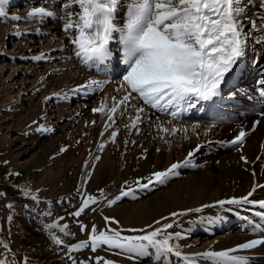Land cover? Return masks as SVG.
<instances>
[{"label":"rangeland","instance_id":"374dc122","mask_svg":"<svg viewBox=\"0 0 264 264\" xmlns=\"http://www.w3.org/2000/svg\"><path fill=\"white\" fill-rule=\"evenodd\" d=\"M63 2L19 0L4 8L7 15L0 17V260L6 261V264H97V258H101L99 264H104L105 260L112 264H153L152 257L132 260L117 254L116 249L100 248L93 252L88 247L69 251L71 246L89 241L94 225L97 234L112 229L120 231L123 236L145 234L128 229L151 232L163 226L155 223L151 227L123 228L118 223L106 224L105 217L116 221L108 213L114 206V203L109 206V202L117 203L124 197L122 193L133 189L135 175L130 176L131 183L120 184L121 177L104 187L94 184L92 170L83 181L80 179L81 167L87 156H92L94 152L104 154L107 145L114 148L115 141L124 137L141 103L138 96L132 94L129 101L122 104L120 116L111 118L112 109H117L127 95L125 88L121 87L126 66L120 63L118 55L107 63L108 68L104 65H85L75 56L74 46L62 31L64 20L59 19L66 16V12L61 10ZM244 3L248 17L256 19L258 15H264L260 0H244ZM35 7H46L55 13L56 18L42 22L27 20L25 15ZM123 14L122 9L119 13L121 23ZM15 16L21 17V20H14ZM245 23L246 28H250ZM253 48L257 51L253 52ZM242 66V71L257 80L261 79L264 49L250 44ZM116 68H119L118 73ZM93 80L102 82L101 87L91 85ZM256 97L243 98V102L234 107L225 104V111L218 112L217 119L215 116L202 117L201 111H197V116L169 118L173 120L174 127L184 122L203 126L211 124L213 128L238 123L236 127L240 129L253 111L264 108V98ZM101 106H104L106 114L103 119L100 117L103 111H93ZM145 106L150 107L143 104L142 108ZM189 130L184 128V131ZM211 130L207 135L199 132L195 136L196 141L208 142L222 135ZM179 135L180 132L176 136ZM59 141L64 144L63 151L58 148ZM83 151H87L85 156ZM71 154H74L72 159ZM75 168L76 175L71 186L64 188L58 178L70 174ZM88 197L96 202L90 203L79 217L74 216L73 213ZM180 218L171 223L174 231L189 219L188 216ZM53 224L57 227H46ZM64 225L67 228L61 232L60 228ZM81 225L85 226L83 232ZM168 233L169 229L162 232L160 238ZM212 237L202 235L197 243L188 246L194 253H183L186 256L200 254L205 248L202 251L199 247ZM54 238L61 239L62 243L56 244ZM170 257L165 264H170ZM203 263L209 264L207 260L198 258V264Z\"/></svg>","mask_w":264,"mask_h":264},{"label":"snow or ice","instance_id":"6c2138e0","mask_svg":"<svg viewBox=\"0 0 264 264\" xmlns=\"http://www.w3.org/2000/svg\"><path fill=\"white\" fill-rule=\"evenodd\" d=\"M6 2L0 0V17L7 15L4 10ZM260 6L264 12V0H260ZM74 8L78 10L73 11ZM122 9L123 23L119 16ZM61 10L66 12V16L59 17L64 20L62 31L74 46L75 56L85 65L107 67V63L118 55L120 63L126 66L121 87L125 88L127 95L120 104H126L129 97L136 94L145 105L173 119H179L193 109L199 112L204 111L205 106L215 107L222 100L224 89L237 79L249 45H260L264 49V15H258L256 19L248 17L244 0H64ZM36 18L42 22L45 18L56 17L46 7H35L26 19ZM13 19L19 21L21 17L15 16ZM245 22L250 25L247 30ZM256 51L253 48V52ZM90 84L100 88L102 82L93 80ZM257 84L260 86L259 94L264 98V73ZM234 95L231 93L230 97ZM93 111H103V106ZM115 111L116 108H113L112 112ZM142 112L144 108L137 109L136 121L141 120L139 113ZM136 121H133V127ZM171 131L174 134L178 129ZM245 135L241 131L233 143L242 142ZM192 155V152L188 153L189 158ZM189 163L188 159L184 162L185 166ZM178 167L179 164H173L167 172L154 173L155 182L163 183L169 174H175ZM152 183L149 180L142 187L147 188ZM251 195L250 192L248 196ZM248 196L239 200H221L217 204L223 207L225 204L258 203L264 209V201H250ZM95 202L94 198L88 197L73 215L79 217L90 203ZM113 203L115 201H110L109 206ZM177 215L180 214H172L174 217ZM257 215L264 217V213ZM104 219L106 224L118 223L109 217ZM80 227L83 232L85 226ZM66 228L67 225H64L60 231L64 232ZM169 228H172V224L151 232L128 229L145 234L123 236L120 231L112 229L97 234L94 225L89 241L73 245L69 251L88 247L93 252L100 248L116 249L117 254L132 260L152 257L153 264H165L169 256H175L181 264H198V258L210 264H250L247 257L236 253L264 244V238L253 239L234 249L186 256L178 243H172L183 238L181 233H168L160 238L161 233ZM54 242L61 244L62 240L54 238ZM100 259L97 258V264ZM0 264H6V261L0 260ZM104 264L112 262L105 260Z\"/></svg>","mask_w":264,"mask_h":264},{"label":"bare ground","instance_id":"6f19581e","mask_svg":"<svg viewBox=\"0 0 264 264\" xmlns=\"http://www.w3.org/2000/svg\"><path fill=\"white\" fill-rule=\"evenodd\" d=\"M17 1L19 0H7L4 8ZM36 20L41 21L39 18ZM118 69L116 68V73L119 72ZM238 73L237 79L224 89L226 92L224 95L235 93V96H260L258 80L240 68ZM109 87L107 86L108 90ZM103 101L106 108V98ZM140 103L142 107L143 101L140 100ZM219 104L220 102L217 105ZM122 106V104L118 105L111 118L120 116ZM105 115L103 106L100 117L103 119ZM137 115L138 113L135 114L133 121H136ZM187 115L193 116L195 112L191 110L182 117ZM139 116L141 120L136 121L135 127L133 121L129 122L124 137L122 139L119 137L115 141L114 148H108L107 145L104 154L94 152L92 156H87L86 162L81 167V181L92 170L94 184L100 187L109 186L115 179L119 180L121 177L120 184L131 183L130 176L135 175L132 179V183L135 184L133 189L124 195L119 203H114L108 212L118 221L120 227L142 228L157 221H160L159 225L164 226L173 224L176 218L188 216L186 224L178 226L176 231L169 228V233H181L183 238L173 240L172 243H178L182 253L193 252L188 246H191L190 243H197L204 234L213 237L199 247L201 250L205 248L201 253L234 249L247 241L264 238V217L257 215L264 213V209L260 208L258 203L225 204L223 207L217 204L221 200L233 198L239 200L248 196L250 192L252 193L248 196L250 201H264V187H262L264 186V108L257 112L253 111L240 129L236 127L238 123L225 128L218 125L216 129L211 124L205 127L191 122L175 124L174 127L172 117L170 119L166 113L157 112L147 106ZM214 116L217 119L218 115ZM186 127L190 129L189 132L184 131ZM174 128L178 131L173 134L171 130ZM161 129L168 131L164 132ZM209 129L215 133L221 132L222 135L208 142L196 141L195 136L199 132L207 135ZM241 131L246 134L244 140L233 143ZM179 132L180 135L176 136ZM58 148L65 149L60 141ZM189 152L193 153L190 158ZM86 154L87 151H83V156ZM73 155L71 154V159ZM241 157L248 162L245 163V159ZM186 159L190 160L187 166L184 164ZM173 164L180 165L175 170V174H169L163 183L155 182L154 173L167 172ZM75 175L76 168L70 174L61 175L58 180L65 188L71 186ZM149 180L153 183L147 188L142 187L148 184ZM254 186L255 191H253ZM196 209L201 210L197 212ZM173 213L180 215L174 217ZM217 231L220 233L216 234ZM236 254L247 257L250 264H264V244ZM169 262L181 264L175 256H171Z\"/></svg>","mask_w":264,"mask_h":264}]
</instances>
